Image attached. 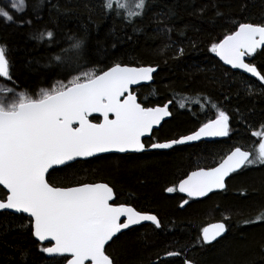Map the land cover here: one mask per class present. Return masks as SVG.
<instances>
[{
	"label": "trees",
	"instance_id": "trees-1",
	"mask_svg": "<svg viewBox=\"0 0 264 264\" xmlns=\"http://www.w3.org/2000/svg\"><path fill=\"white\" fill-rule=\"evenodd\" d=\"M26 3L25 12L11 13L14 22L0 17V45L6 47L12 77H0L4 86L35 96L39 89L67 82L80 71L106 70L116 62L151 64L158 70L153 83L137 89L140 101L152 106L171 100L174 111L154 131L151 142L190 133L199 123L214 118L212 104L230 114L237 109L245 114L244 120L235 117L232 132L224 140L168 151L106 154L53 173L69 186L77 181H106L120 202L159 217L160 228L154 224L133 227L107 246L115 264H185L186 259L194 264H264V222L256 220L264 212V165L242 169L228 179L224 191L204 199L191 200L165 190L195 168L220 162L236 146L258 148L260 138L252 133L260 132L264 124V84L225 66L209 48L239 22H264V0H146L142 16L131 20L122 9L117 15L115 5L107 10L105 0ZM0 6L7 9L8 0H0ZM217 11L222 15L217 16ZM25 20L31 23L19 26ZM164 27L172 31L162 32ZM46 31L54 33L50 41L32 38ZM69 36L85 41L79 64L52 59L69 48ZM179 48L184 49L183 55ZM248 61L260 67L264 49ZM5 192L0 186V197ZM184 199L189 204L181 208ZM215 221H223L228 231L206 244L202 229ZM26 223L23 214L0 213V264H53L39 251L44 245L27 228L19 227ZM168 252L180 255L166 256ZM24 253L27 256L22 259Z\"/></svg>",
	"mask_w": 264,
	"mask_h": 264
},
{
	"label": "snow or ice",
	"instance_id": "snow-or-ice-1",
	"mask_svg": "<svg viewBox=\"0 0 264 264\" xmlns=\"http://www.w3.org/2000/svg\"><path fill=\"white\" fill-rule=\"evenodd\" d=\"M43 4L44 0H39V5ZM145 4L146 0H138L135 12L129 10V0H105L104 7L111 11L115 5L117 15L123 9L131 20L142 16ZM27 7L26 0H8L7 9L0 6V17L14 22L11 13L21 14ZM216 15L222 13L217 11ZM30 23L18 22L19 26ZM161 31L172 29L164 27ZM53 36L52 31H46L35 33L32 38L43 42ZM68 40L69 48L52 59L79 64L85 41L71 36ZM260 49H264V22H239L235 30L212 43L209 51L233 69H242L264 82V64L258 67L246 62ZM6 51L0 45V77L11 80ZM178 53L183 55L184 49L179 48ZM157 70L151 64L129 66L116 62L106 70L80 71L67 82L39 89L35 96L0 85V94L5 97L0 99V186L6 190L0 197V213L10 210L13 214H26L27 223L19 227L27 228L41 244L48 242L50 246L40 247L39 251L53 264H115L106 245L114 242L118 234L144 221L161 227L157 216L120 202L108 183L62 184L53 177L58 168H70L81 158L103 153L166 150L203 138L229 137L235 117L239 115L244 120L245 114L238 109L230 114L212 104L216 110L214 118L199 123L189 134L146 145L143 138L173 115L169 111L171 100L163 106L145 107L132 93L134 85L153 81ZM9 95L13 97L10 100L6 99ZM93 114H100L102 120L93 122ZM252 135L260 138L258 148L246 151L236 146L218 166L192 171L178 184L167 187L166 192L179 191L188 198L206 197L216 189H224L226 178L238 170L264 165V124L260 132ZM188 204L189 199H184L180 207ZM256 220L264 222V212ZM226 231L222 222L204 227L202 240L211 243ZM26 256L24 253L22 259ZM185 264L192 262L186 260Z\"/></svg>",
	"mask_w": 264,
	"mask_h": 264
},
{
	"label": "flooded vegetation",
	"instance_id": "flooded-vegetation-1",
	"mask_svg": "<svg viewBox=\"0 0 264 264\" xmlns=\"http://www.w3.org/2000/svg\"><path fill=\"white\" fill-rule=\"evenodd\" d=\"M260 50H262V49H260ZM259 51V50H258ZM217 57V56H216ZM219 60V59H218ZM247 62L249 63V61H248V58H247ZM156 74V73H155ZM155 74H154V76H155ZM254 78V77H253ZM258 80V79H257ZM259 81V80H258ZM153 83V82H152ZM149 84H151V83H149ZM149 84H147V85H149ZM142 86H144V85H142ZM142 86H140V87H142ZM140 87H137V88H135L134 90H133V92H137V95H138V91H137V89L138 88H140ZM138 98H139V95H138ZM139 101H140V98H139ZM141 102V101H140ZM168 102V101H167ZM166 102V103H167ZM142 103V102H141ZM143 104V103H142ZM172 104V103H171ZM157 105H160V104H157ZM163 105V104H162ZM145 106V105H144ZM152 106H155V105H152ZM172 106V105H171ZM170 106V111L172 112V113H174V111H173V109H172V107ZM145 107H150V106H145ZM95 117H97V116H95ZM172 117V116H171ZM98 118V120H93L92 118V120L93 121H95V122H99L100 120H101V118L100 117H97ZM170 119V118H169ZM168 120V119H167ZM165 122V121H164ZM163 122V123H164ZM162 126V125H161ZM158 130V129H157ZM154 133V132H153ZM153 133H152V135H153ZM189 134V133H188ZM185 135H187V134H185ZM152 136H150V137H148V138H146V139H144V142H145V144L147 145V144H150V143H152L149 139L151 138ZM226 138H228V137H226ZM226 138H220V139H213V140H202V141H214V140H224V139H226ZM169 140H171V139H169ZM164 141H166V140H163V141H153V142H164ZM201 142V141H200ZM198 143V142H197ZM192 144H194V143H192ZM184 145H189V144H184ZM179 146H182V145H179ZM175 147H177V146H175ZM239 147H241V146H239ZM242 149H244V150H246V151H249V149H246V148H243L242 147ZM168 150H170V149H168ZM168 150H160V151H168ZM232 150V149H231ZM230 150V151H231ZM150 151H153V150H150ZM144 152H147V151H144ZM138 153H143V152H129V153H125V154H138ZM106 155V154H105ZM120 155H123V154H120ZM98 157V156H97ZM226 156H224L221 160H220V162L225 158ZM91 159V158H90ZM220 162H218V163H215V164H213L212 166H210V167H198V168H195L194 170H192V171H195V170H198V169H200V168H203V169H209V168H211V167H215L216 165H218ZM61 168V167H60ZM242 169H240L239 171H241ZM192 171H190V172H192ZM238 171V172H239ZM189 172V173H190ZM188 173V174H189ZM235 174V173H234ZM234 174H232V175H234ZM232 175H230L227 179H226V187L223 189V190H220V191H217V192H221V191H224L226 188H227V182H228V179L232 176ZM186 177V176H185ZM185 177H183L182 179H184ZM98 182H104V183H108V182H106V181H96L95 183H98ZM89 183H93V182H89ZM110 186H112L110 183H108ZM73 186H75V185H73ZM2 187V186H1ZM3 188V187H2ZM5 190V189H4ZM6 191V190H5ZM178 192V191H177ZM179 193V192H178ZM214 193H216V192H214ZM181 194V193H180ZM213 194V193H212ZM183 195V194H182ZM211 195V194H210ZM185 196V195H184ZM209 196V195H208ZM208 196H206V197H208ZM185 197H187V196H185ZM206 197H203V198H201V199H204V198H206ZM188 198V197H187ZM189 199H191V198H189ZM191 200H200V199H191ZM132 207H134V208H136L134 205H132V204H130ZM138 211H141V210H139L138 208H136ZM7 212H9V211H7ZM142 212H146V211H142ZM11 213V212H10ZM147 213H151V214H154V215H156L155 213H153V212H147ZM24 215V214H23ZM26 216V215H25ZM157 216V215H156ZM27 217V216H26ZM157 218H158V220L160 221V219H159V217L157 216ZM215 222H223V221H215ZM215 222H212V223H215ZM224 223V222H223ZM145 224H153V223H145ZM209 224H211V223H209ZM209 224H207V225H209ZM140 225H142V224H139V225H135V226H133V227H136V226H140ZM206 225V226H207ZM226 225V224H225ZM205 226V227H206ZM132 227V228H133ZM226 227H227V225H226ZM130 230V229H129ZM126 231H128V230H125L124 232H126ZM227 231H228V228H227ZM120 234H118V236H119ZM226 235V234H225ZM224 235V236H225ZM223 236V237H224ZM36 239V238H35ZM115 239V238H114ZM221 239V238H220ZM219 240V239H218ZM216 242V241H215ZM38 243H40V242H38ZM111 243V242H110ZM204 243H206V242H204ZM41 244V243H40ZM206 244H212V243H206ZM42 245H44V246H50L48 243H43ZM108 246V245H107ZM107 246H106V248H107ZM166 256H168V255H166ZM187 260V259H186ZM185 260V261H186ZM187 261H190V260H187ZM192 262V261H191ZM192 264H194L193 262H192Z\"/></svg>",
	"mask_w": 264,
	"mask_h": 264
},
{
	"label": "water",
	"instance_id": "water-1",
	"mask_svg": "<svg viewBox=\"0 0 264 264\" xmlns=\"http://www.w3.org/2000/svg\"><path fill=\"white\" fill-rule=\"evenodd\" d=\"M217 58L220 60V58H219L218 56H217ZM220 61H221L225 66L231 68V69L234 70V71H239V72H242V73H244V74H246V75H248V76H250V77H254V76H252V74L247 73V72H245V71L242 70V69H233L230 65L225 64L222 60H220ZM246 62H247V58H246ZM129 66H136V65H129ZM155 67H157V66H155ZM157 69H158V67H157ZM154 74H155V73H154ZM254 78L258 79L257 77H254ZM258 80H259V79H258ZM259 81H260V80H259ZM152 82H154V77H153V81H151V82H141L139 85H134V86L132 87V93H133L134 95L137 96V101H138V102H140V101H139V98H138L137 92H133V90H134L135 88H137V87H140V86H142V85H147V84L152 83ZM260 82H261L262 84H264V82H262V81H260ZM140 103H141V102H140ZM155 106H163V105H155ZM170 106H171V104L169 105V111H170ZM150 107H154V106H150ZM95 116L100 117L101 120H102V116H100V114H93L92 117H95ZM92 117H90V119H91ZM169 118H171V117H167V118H165L164 121H166V120L169 119ZM164 121H162L161 124H160L159 126L155 127V128L153 129V132H154L155 130L159 129V128L161 127V125L163 124ZM93 122H95V121H93ZM153 132H152V133H153ZM150 136H152V134L149 135V136H145V137L143 138V140L146 139V138H148V137H150ZM220 138H226V137H210V138H203L202 140H213V139H220ZM202 140H200V141H202ZM200 141L189 142V143H186V144L197 143V142H200ZM144 143H145V142H144ZM183 145H184V144H183ZM176 146H179V145H176ZM174 147H175V146H174ZM151 150H161V149H151ZM166 150H168V149H166ZM243 150H244V149H243ZM148 151H150V150H148ZM128 153H129V152H128ZM105 154H125V153L110 152V153L98 154V156L105 155ZM90 158H94V157H90ZM90 158H81L80 160H87V159H90ZM216 166H218V165H216ZM61 167H62V166H61ZM205 170H207V169H205ZM195 171H196V170H195ZM238 171H239V170H238ZM226 179H227V178H226ZM225 182H226V181H225ZM98 183H104V182H98ZM220 190H223V189H216V190H214L212 193L217 192V191H220ZM178 192H179V191H178ZM179 193H180V192H179ZM212 193H209V195L212 194ZM181 194L187 196L186 193H181ZM201 198H203V197H201ZM201 198H191V199H201ZM136 210H137V209H136ZM137 211H138V210H137ZM9 212H11V211L9 210ZM11 213H12V212H11ZM145 213H147V212H145ZM17 214H18V213H17ZM149 214H151V213H149ZM24 215H26V214H24ZM153 215H154V214H153ZM26 216H27V215H26ZM155 216H156V215H155ZM145 223H152V222H149V221L141 222V224H145ZM217 223H221V222L211 223V224L207 225L206 227H210V226L215 225V224H217ZM222 223H223V222H222ZM132 227H133V226H132ZM226 233H227V231L224 232V233H223L220 237H218L215 241H217L218 239L222 238ZM215 241H212L211 243H214ZM44 243H48V242H44ZM106 246H107V245H106Z\"/></svg>",
	"mask_w": 264,
	"mask_h": 264
},
{
	"label": "rangeland",
	"instance_id": "rangeland-1",
	"mask_svg": "<svg viewBox=\"0 0 264 264\" xmlns=\"http://www.w3.org/2000/svg\"><path fill=\"white\" fill-rule=\"evenodd\" d=\"M122 2H123V0H122ZM136 2H138V0H129V3H130V8H129V10L130 11H133V12H135V11H137V9H135V7H134V5H135V3ZM123 10V9H122ZM124 12H125V10H123ZM125 14H126V16H127V12H125ZM135 17V16H134ZM4 84V83H3ZM2 83H1V81H0V85H3ZM18 93V92H17ZM5 97L2 95V94H0V99H4ZM13 97L11 96V95H9L8 97H7V99L8 100H10V99H12Z\"/></svg>",
	"mask_w": 264,
	"mask_h": 264
}]
</instances>
